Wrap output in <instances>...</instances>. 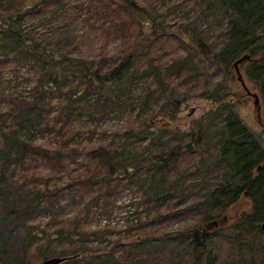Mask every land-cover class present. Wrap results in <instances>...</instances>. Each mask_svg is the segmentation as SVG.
<instances>
[{
  "label": "rangeland",
  "instance_id": "1",
  "mask_svg": "<svg viewBox=\"0 0 264 264\" xmlns=\"http://www.w3.org/2000/svg\"><path fill=\"white\" fill-rule=\"evenodd\" d=\"M120 2L137 11L135 19L123 7L113 9ZM29 7L38 13L16 21L23 37L36 39L47 50L62 49L67 57L93 60L95 66L118 61L115 53L130 51L124 49L137 41L135 33L139 39L148 37L145 42L151 46L135 63L145 71L130 69V88L124 89L117 102L84 85L76 91L56 88L54 95L40 92L34 87L36 68L28 62L0 67V124H6L12 102L11 114L15 112L14 120L27 125L24 130L28 131L32 120L36 125L29 142H16L0 152V181L13 192L0 215L8 210L21 212V219H26L24 226L19 224L21 229L32 231L24 253L30 240L24 238L20 245L21 232L17 242H9L12 259L37 264L45 258L74 256L60 264H193L192 236L198 230L210 233L215 249L217 245L224 248L222 264L260 261L250 251L255 241L252 235L258 232L248 233L237 222L252 209L251 200L243 195L231 206L211 209L204 203L207 193L222 181L225 166L217 160L215 133L227 111L237 112L264 147L262 100L257 110L232 62L224 64L218 56L228 25L223 10H204L198 0H0L1 15L25 13ZM109 25H124L134 32L121 42L106 34ZM192 39L199 41L194 40L195 44ZM16 48L26 50L28 45ZM248 63H240L239 70L248 89L256 92L246 78ZM73 80L65 79L64 87ZM63 98L62 103L73 102L68 103L72 115L66 128L54 127L52 117ZM174 100L180 101L179 106L168 113L165 103ZM18 102L24 108L15 110ZM63 145L69 150H61ZM115 145L121 149L117 161L129 168L128 173L120 176L117 171L108 185H94L83 199L70 191L54 210L49 205L25 206L34 204L35 196L25 186L31 178H20L19 167L34 171L33 179L42 182L40 190L47 194L73 177L102 172L100 160L92 159L93 149ZM39 148L50 151L49 159L29 163L31 154L25 156L26 151ZM169 152L167 165L151 160L152 155ZM103 175L108 177L104 173L94 177ZM177 176L181 185L176 192L171 189L163 197L150 198L154 201L145 200L147 184L169 187ZM0 257L1 264L15 263L1 253Z\"/></svg>",
  "mask_w": 264,
  "mask_h": 264
},
{
  "label": "trees",
  "instance_id": "2",
  "mask_svg": "<svg viewBox=\"0 0 264 264\" xmlns=\"http://www.w3.org/2000/svg\"><path fill=\"white\" fill-rule=\"evenodd\" d=\"M198 1L204 10L210 9L211 11L212 8H218L222 9L223 13L226 14L228 23L226 29V41L218 50V56L224 64H230V62L233 63L236 59L245 54L249 56V58L246 59L249 62L245 69L246 78L255 87L258 96L262 100L264 112V0ZM120 4L121 6L113 9L123 7L131 15L132 20L133 18L135 19L137 11L129 10L128 7L125 8L123 2H120ZM42 8L45 7H41V9ZM34 10H36L34 7H29V10L25 11V13L18 11L8 15L0 14V67L10 63L16 64L28 62L29 65L36 68L37 77L34 84L36 90H39L40 92L52 91L51 93L54 95L53 93H55L57 89L60 90L62 88L68 90L72 88L76 91L84 85L87 89L111 99V102H117L118 98L125 94L123 93L124 89L130 88V79L127 77L130 69L134 66V69L140 73L145 71V69L140 70L139 67L135 66V63H139L141 57L145 54V51L150 49L151 45L145 42L148 37L139 39L138 36L140 35L135 33L137 41L134 40L131 45H128L131 49H124L130 51L125 53L122 49L115 53V58H118V61H114V63L107 64V66L104 65L103 67L101 65L95 66L93 60H86L78 55L67 57L65 54L66 52L64 53L62 49L47 50L44 45L39 47L36 39L23 37L16 21L20 17L34 16L35 13H38V11ZM127 30H129V32H127ZM133 32L134 31L124 25H109L106 30L107 35H111L112 37L117 36L121 39V42L127 41L126 36ZM151 32L153 34L154 30ZM194 40L199 41L198 39H192L191 41L195 44L197 42ZM24 44L28 45L26 50H18L16 48L18 46H23ZM37 58L39 60H36ZM65 63L66 66L64 68ZM182 66H184V63ZM69 77L76 78V80H73L72 83H69L64 87L63 81H65V79L68 80ZM0 96L2 97V95ZM13 100L16 99L14 98ZM63 100L64 98L60 100L58 111L55 113L56 115L52 117V125L54 127L62 125L63 128H66L71 118L72 112L70 111L69 104H72L73 102L65 101L62 103ZM86 102L89 103V101ZM179 102L180 101L178 100L166 102L165 111L170 113V110H176L179 106ZM11 104L12 102H9V107L7 108L8 116L6 118V124H0L1 153L2 151H6L10 145L12 146L16 142L20 141L25 144L26 141L29 142L28 140L30 138L28 136H30L31 131L36 127V125L32 123V120L29 123L30 128L28 131L24 130L23 128L27 127V125H23L22 120L20 119L14 120L15 112L11 114V110H13ZM23 105L18 102V104H15V110L17 107H20L21 109L22 107L24 108ZM174 105L176 106L175 108H173ZM34 106L36 105L34 104ZM162 108L163 107L159 109L161 112L163 110ZM82 109L84 110V108ZM26 114L30 115L31 113L29 110H26ZM49 115L50 112H47V118L45 120L46 124L49 123ZM200 132H202L201 127H199L198 139L202 137ZM215 135H218L217 144L219 150L217 160L219 164H222L225 167L223 168L224 172L221 173L223 174L221 175L222 181H219L216 186L207 193L204 200L205 206L209 209L213 208L215 205L220 208H226L230 204L232 205V203L239 200L240 196L244 195L249 198L253 207L250 211L244 213L237 222L245 227L247 232L254 230L258 232L257 235H254L253 232L248 233L253 234L252 236L255 240L253 244L254 246L250 248L253 259L254 257H259L261 260L249 262L248 264H264V232L260 229V223L264 220V147L259 143L255 133L245 126L238 113L232 110L226 112L221 129L216 132ZM16 146L17 148L19 147L18 145ZM118 148L119 145L112 147H96L93 149L92 159L100 160V168L104 166V170L103 168L101 169L103 170L102 172L94 175H102L104 173L107 174L108 177L103 175L104 177L96 179L94 175H80L71 178L66 184L58 185V189L47 194H44L42 190H40L42 182L33 179L35 176L34 171L28 173L25 172L26 168L19 167L16 172L19 173L20 178H31V181L28 182V185L25 184V186L30 188V190L33 191V196H35L34 204L30 203L29 205L28 202L25 206H42L47 208L49 205V208L54 210L58 205H61V199L70 191L76 193L77 197L83 199L85 196L84 193L90 191L94 185H108L118 172H120V176L128 173L129 168L117 161L118 153L121 151V149ZM64 149H66L65 145H63L61 150ZM66 150H69V148ZM26 152L25 156L31 154L28 159L29 163L32 162L31 160L37 158L49 159L47 154L50 151L48 149L40 150L39 148L31 152ZM171 152L168 154L157 153L151 156V160H153L154 163L158 161L167 165L171 159ZM31 157L33 158L30 159ZM0 164H2V162H0ZM106 165L107 167H105ZM2 182L3 181H0V210L6 209L5 203H7L8 199L13 197L11 189L8 191V185H6L5 182ZM173 182L169 187H164L159 183L158 186H154V183L152 185L147 184L145 189H143L144 194H146L145 200L154 201L160 198V196L163 197L164 193L171 189H174L176 192L181 185V178L177 176L173 179ZM173 186L175 187L173 188ZM147 190H149V194L146 193ZM10 195L12 196L11 198H9ZM33 200L34 199H32V202ZM21 206L22 203L19 207ZM21 215V212L16 213L13 210H8L3 216L0 215L1 256H6L9 259H12L13 251L8 247L9 242H17V235H19L18 233L20 232L21 236H23L20 240V245H22L21 241L24 238L30 240V242L23 247L21 252L24 253L29 249L28 247L31 244L32 231L28 230L26 232L24 228L21 229L19 224L24 226L26 220L25 218L21 219ZM22 230H24V234L22 233ZM4 233H6V236L2 237V234ZM222 250H224V248L219 245H217L215 249L213 237L209 232L198 230L193 231V264H222ZM69 260H67V262H69ZM1 261L2 259L0 257V264L2 263ZM13 261L15 262H13L14 264H27L24 262H16L15 260ZM234 264L245 263L240 261Z\"/></svg>",
  "mask_w": 264,
  "mask_h": 264
},
{
  "label": "water",
  "instance_id": "3",
  "mask_svg": "<svg viewBox=\"0 0 264 264\" xmlns=\"http://www.w3.org/2000/svg\"><path fill=\"white\" fill-rule=\"evenodd\" d=\"M248 58H249V56L247 54H245V55L241 56L239 59H237L236 61H234V63H233V66L235 68V72L237 74V79L241 82L242 87L244 89L246 88V86H245V83L243 81L242 75L239 71L238 64L240 62H242L243 60L248 59ZM252 96H254V98H255L254 103L258 105L259 101H258L257 95L252 94ZM260 228L264 232V221L261 223ZM68 258H70V257H50V258H46V259L42 260L41 262H39L37 264H59Z\"/></svg>",
  "mask_w": 264,
  "mask_h": 264
}]
</instances>
